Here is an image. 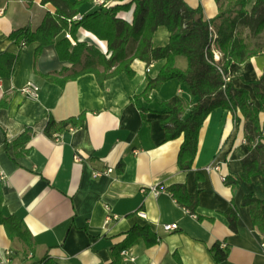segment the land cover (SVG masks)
I'll list each match as a JSON object with an SVG mask.
<instances>
[{"label": "crops", "instance_id": "crops-1", "mask_svg": "<svg viewBox=\"0 0 264 264\" xmlns=\"http://www.w3.org/2000/svg\"><path fill=\"white\" fill-rule=\"evenodd\" d=\"M132 0H105L106 6ZM189 6H202L207 18L215 17V0H185ZM100 7L95 0L80 7L79 15ZM135 4L119 17L132 21ZM53 4L41 0H0V52L18 53L19 46L9 34L30 25L37 29ZM80 41L97 43L80 37ZM96 37V36H95ZM99 41L104 43L105 40ZM170 32L160 26L153 36L155 47L169 43ZM75 42L74 40H72ZM38 43L25 47L11 77L0 79V99L8 105L0 109V179L4 203L0 210V259L11 251L10 264H24L20 254L28 252L33 260L51 257L60 264H264V232L253 226L250 207L244 197L252 194L264 200V177L254 175L243 181L242 161L249 155L241 111L236 124L230 110L221 107L210 112L200 130L193 168L182 170L178 155L183 136L166 140L159 110L175 95L190 100L186 86L176 79L153 90L149 99L140 101L148 109L146 119L132 101L156 78L166 63L160 59L150 65L141 59L132 62L134 76L126 72L107 79L101 86L93 73H86L65 84L48 79L64 69L68 75L81 68L58 57L54 45L45 47L35 64ZM104 53L102 47L98 46ZM132 42L127 50L131 56ZM86 54L83 57L85 62ZM176 66L185 70L187 58L178 56ZM100 69H103L100 67ZM264 71V53L245 63L234 62L228 77L235 87L246 88L253 99L250 81ZM35 83L39 94L31 98L22 88ZM194 103L195 101H191ZM190 109V108H189ZM188 109V111H189ZM86 113L82 127L48 136L44 130L50 116L57 121ZM264 131V112L260 113ZM33 135L27 153L18 155L15 140L27 128ZM218 165L219 168H215ZM112 167V173L104 171ZM102 174L96 176L95 173ZM227 176V181L222 177ZM232 180H239L238 186ZM185 184L190 194L198 193L196 215L190 214L167 191L152 189ZM118 215L109 222L107 207ZM238 210V232L230 227L225 212ZM140 211L146 217L139 215ZM15 215L32 236V249L19 238L12 239L3 224V216ZM199 216V217H197ZM177 223L178 229L166 231L165 225ZM135 225L149 226L159 241L147 246L143 238L126 248L135 260L125 259L114 247L121 245ZM225 243L227 259L217 262L211 247ZM28 257V258H29Z\"/></svg>", "mask_w": 264, "mask_h": 264}, {"label": "trees", "instance_id": "trees-1", "mask_svg": "<svg viewBox=\"0 0 264 264\" xmlns=\"http://www.w3.org/2000/svg\"><path fill=\"white\" fill-rule=\"evenodd\" d=\"M87 1L91 0H41L42 4H53L55 12L47 11L35 30L27 25L9 34L8 38L19 46V52H0V79L14 74L21 51L35 42L38 43L35 64L42 50L54 45L60 60L81 66L68 75H64L67 69L58 75H46L48 79L62 85L83 74L93 73L103 86L107 79L121 72L134 76L131 65L135 59H141L147 65L165 59L166 63L159 75L156 78L149 77L145 90L134 96L132 101L146 119L148 109L141 103V97L149 99L153 90L159 89L171 79L186 86L190 100L183 95H175L164 101L159 110L167 115L162 120L166 140L183 136L178 155L180 169L187 171L193 168L204 121L212 110L221 107L233 113L236 124L240 122L238 111H241L245 119V139L250 153L242 161V180L249 181L254 175L264 177V131L260 121V113L264 112V71L259 79L249 82L255 99L248 89L235 87L231 80L225 79L232 63H245L253 56L264 53V43H250L243 35V30L247 28L255 36L264 34V0H215L219 12L213 18L205 16L202 6L193 8L185 0H132L109 6L102 4L96 10L76 18L80 7ZM134 4L132 21L118 16L121 11H130ZM160 26L168 28L170 40L165 46L155 47L152 40ZM81 28L105 40L107 52L104 53L88 41H80L78 32ZM132 42L136 43V48L128 56L127 50ZM215 50L220 54L219 60H215ZM84 54L86 59L83 63ZM178 56L187 58L188 66L185 70L176 66ZM7 105V97L0 99V109ZM85 120L84 112L62 121L50 116L44 132L53 137L65 130L82 127ZM32 135L33 129L27 127L15 140L18 155L27 153L26 145ZM239 183V180H232L234 186ZM158 189L167 190L190 214L196 215L199 195L190 194L185 184L177 183ZM3 203V183L0 179V210ZM243 205L250 207L253 226L263 233L264 200L248 194L244 197ZM225 215L232 230L238 232L237 208L232 206ZM2 221L12 239L19 238L32 249V236L22 220L15 215H8L3 216ZM139 238H143L147 246L159 241L158 235L149 226L135 225L124 242L114 247L115 254L118 256ZM211 251L217 262L227 259L229 255V248L222 247L219 242L211 247ZM35 264L60 263L51 257H43Z\"/></svg>", "mask_w": 264, "mask_h": 264}, {"label": "built area", "instance_id": "built-area-1", "mask_svg": "<svg viewBox=\"0 0 264 264\" xmlns=\"http://www.w3.org/2000/svg\"><path fill=\"white\" fill-rule=\"evenodd\" d=\"M95 1L97 3H99L100 5H102V4L106 5L105 0H95ZM80 17H81L80 15L76 16V18H80ZM68 37H70V36L68 35ZM214 54H215V60H219L220 54L216 50L214 51ZM225 79L227 81L230 80V78L228 76H226ZM22 91L27 96H29L31 98H35L38 96L40 88L35 83L29 82L22 88ZM215 168L218 169L219 166L215 165ZM113 171H114V169L112 167H109L104 171V173H112ZM101 174H102L101 172L95 173L96 176H99ZM222 179H223V181H227V176H223ZM152 191H153V193L158 194V193H160L161 189L154 188V189H152ZM107 212H108L107 219H106L107 222L118 218V215L114 214L109 206L107 207ZM139 215L146 217V213L144 211H140ZM164 227H165L166 231H173V230L178 229V224L177 223H170V224H166ZM222 247H226V244L222 243ZM11 254H12L11 251H7L5 253V255L0 259V264H10ZM121 254L123 255V257L125 259L135 260V257L129 253V250L125 249L121 252Z\"/></svg>", "mask_w": 264, "mask_h": 264}, {"label": "rangeland", "instance_id": "rangeland-1", "mask_svg": "<svg viewBox=\"0 0 264 264\" xmlns=\"http://www.w3.org/2000/svg\"><path fill=\"white\" fill-rule=\"evenodd\" d=\"M252 4L248 6L249 9H251ZM243 35L246 37V40L250 43L260 42L264 43V34L262 36H255L252 31H250L248 28L243 30ZM107 51V50H106ZM29 253L24 251L21 252L20 256L22 260L24 261V264H35L39 259H31L28 255ZM29 257V258H28Z\"/></svg>", "mask_w": 264, "mask_h": 264}, {"label": "bare ground", "instance_id": "bare-ground-1", "mask_svg": "<svg viewBox=\"0 0 264 264\" xmlns=\"http://www.w3.org/2000/svg\"><path fill=\"white\" fill-rule=\"evenodd\" d=\"M80 37L82 39H87L90 41H95V43H97L98 46L102 47L104 50L107 49V45L106 43L99 41L95 36H93L92 34L88 33V32H82Z\"/></svg>", "mask_w": 264, "mask_h": 264}]
</instances>
